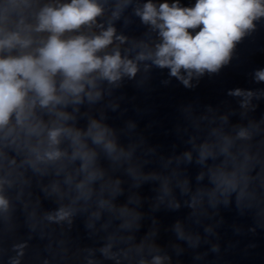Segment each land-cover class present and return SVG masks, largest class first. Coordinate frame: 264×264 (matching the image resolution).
<instances>
[{
    "label": "clouds",
    "instance_id": "clouds-1",
    "mask_svg": "<svg viewBox=\"0 0 264 264\" xmlns=\"http://www.w3.org/2000/svg\"><path fill=\"white\" fill-rule=\"evenodd\" d=\"M129 2L123 0L112 18L118 19ZM37 3L38 0H0V169L27 165L34 172L42 173L41 165L57 166L56 174L64 173L71 200L68 205L47 213L46 219L69 224L76 211L72 205L80 201L87 205L97 195L94 186L98 182L99 208L117 211L112 198L121 193V181L105 180L99 157L103 153L114 165L131 158L117 144L113 130L101 121L89 119L84 129L75 125L74 113L79 112V106L101 98V82L116 85L125 76L134 78L139 70L138 62L151 61L155 67L169 69V75L185 87H191L194 76L217 73L229 63L235 45L248 31L254 30V21L264 17V0H196L193 7H182L179 0L158 6L147 0L142 8L135 9V14L157 32L159 42L152 49L141 50L129 58L122 56L119 45L107 51L114 41L120 44L126 41V37L116 34L111 23L106 28L98 25L99 33L81 32L85 27L91 29L104 14L98 0H57L38 9ZM197 28L199 31L195 34L189 31ZM255 79L264 82V69L255 73ZM229 95L251 97L253 93L235 89ZM70 107L72 112L67 110ZM237 138L249 139L248 130L241 128ZM232 143L229 137H222L219 153L208 142L203 143L197 162L203 164L218 154L226 160L234 159ZM22 154L18 165L17 157ZM184 157L188 161L192 159L190 152ZM240 171L235 167L209 170L213 188L208 196L213 206L221 202L217 197H222L225 205L233 193L240 198ZM127 172L137 181V187L141 178H155L154 174L142 177L132 167ZM197 179H203V173ZM5 185L11 187L12 181L0 176V212L7 213L10 202L3 194ZM52 191L61 192L59 183L52 185ZM106 191L108 198L104 197ZM182 191H188L187 181L183 182ZM161 193L162 196L171 194L167 181L162 183ZM201 194L202 190H198L197 196ZM174 206L178 208L179 204ZM118 213L124 219L123 228H131L139 219V214L127 205ZM99 216V211L92 213L95 219ZM88 226L92 227L91 220ZM177 230L182 237L178 226ZM114 247L115 238L109 237V242L99 251L105 259L119 264L120 257L127 259L130 249L113 251ZM136 252H144L143 243L136 246ZM168 259L156 254L148 260L141 255L137 264H164Z\"/></svg>",
    "mask_w": 264,
    "mask_h": 264
}]
</instances>
